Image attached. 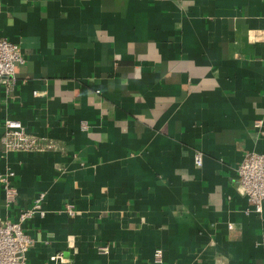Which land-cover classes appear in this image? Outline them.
Returning a JSON list of instances; mask_svg holds the SVG:
<instances>
[{
  "label": "crops",
  "instance_id": "0c3cea01",
  "mask_svg": "<svg viewBox=\"0 0 264 264\" xmlns=\"http://www.w3.org/2000/svg\"><path fill=\"white\" fill-rule=\"evenodd\" d=\"M0 4L27 57L0 83V172L18 188L7 208L0 183V216L45 193L28 264H264V207L248 213L237 181L264 153V0ZM6 117L58 149L5 151Z\"/></svg>",
  "mask_w": 264,
  "mask_h": 264
},
{
  "label": "built area",
  "instance_id": "2783aa9c",
  "mask_svg": "<svg viewBox=\"0 0 264 264\" xmlns=\"http://www.w3.org/2000/svg\"><path fill=\"white\" fill-rule=\"evenodd\" d=\"M1 11V4H0ZM27 57L19 42L7 37H0V83H4L9 89L17 81L16 67L23 64ZM99 92V90H98ZM40 92L35 90L34 95ZM263 119H257L254 124L260 126ZM84 123L83 127L87 128ZM1 142L5 151H47L58 149V144L46 135H39L28 132L21 120L6 117L4 120V132ZM195 164L201 166L203 163V152L196 151L194 154ZM15 171L6 168L0 172V183L5 195L7 208H14L18 197V188L14 183ZM238 190L245 195L251 204L247 212L260 213L264 207V153L251 151L246 153L237 168ZM45 193L41 192L33 201L31 206L18 208L17 214L13 217L0 216V264H28L27 253L32 247L34 239L26 231L25 223L36 215L44 217L46 209L43 207ZM71 215L78 211L73 204H67L65 209ZM229 227H233L230 223ZM107 246L101 247L105 252ZM161 250L156 252V260L161 261ZM55 264H64L67 257L63 253L54 256ZM43 264H53L44 262Z\"/></svg>",
  "mask_w": 264,
  "mask_h": 264
}]
</instances>
